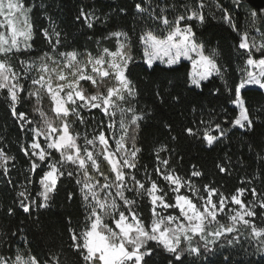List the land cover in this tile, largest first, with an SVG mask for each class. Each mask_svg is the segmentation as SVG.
<instances>
[{"label": "snow or ice", "instance_id": "6c2138e0", "mask_svg": "<svg viewBox=\"0 0 264 264\" xmlns=\"http://www.w3.org/2000/svg\"><path fill=\"white\" fill-rule=\"evenodd\" d=\"M239 2L240 0H236L237 4ZM204 6L201 0L197 8H188L190 14L177 15L173 20H169L164 14L165 9L161 8L158 16L153 9L149 14L162 24L160 31L163 35L150 29L140 35L145 62L149 68L157 60L169 67L179 64L182 58L190 60L192 71L189 73V84L197 89L213 75L222 76L221 67L216 60L218 51L213 49L206 54L205 46L198 41L193 27L186 23L181 26L182 21L189 20H197L203 24L205 16L199 9ZM135 7L137 13L148 11L141 3H137ZM31 10L32 7H26L23 0H0V17H3L0 20V29H3L0 30V95L6 91L5 99L9 101L12 115L23 122L20 125L22 130L25 125H36L27 129L32 133L31 142L27 146H21V151L29 160L28 171L36 172L41 164H46L49 169L44 171L40 179L43 191L38 195L43 197V201L32 200L26 203L25 201L30 200V194L27 188L21 186L24 190L17 195L22 198L19 205L23 211L31 214L33 205L37 208L47 207L49 194L55 190L59 177L65 174L69 177L75 175L79 177L76 183L81 185L82 199L89 209L86 216L89 224L80 233L70 229L73 241L70 247L83 264H148L145 257L152 256L157 249H162L172 257L168 264H174V261L184 264L185 253L200 257L205 252L211 253L215 246L222 247L224 243L240 244L241 237L245 242H255L257 251H264V193L257 194L255 188L249 190L240 187L227 197L206 184L203 186V193H206L204 195L190 177L176 174L169 167L168 159L159 156L160 152L168 150L166 145L156 149L159 164L155 171L167 182V191L156 180H151L147 173L150 187H145V182L137 179L131 171L136 168L137 154L141 151L136 146V140L147 113L138 110L133 103L139 93L126 75L128 65L134 59L128 33L122 30L109 33L108 38H117L115 51L105 47L100 55L93 56L90 52L80 53L75 49L58 51L61 44L60 33L54 27L51 33L45 29L43 33L52 51L35 59L20 60L22 70L17 71L11 64L10 57L21 52L22 47L25 51L32 47L29 43L33 37L29 15ZM81 17L89 28L98 19L94 13H86L83 9L77 19ZM251 17L252 29L264 37L259 26L264 22V13L252 11ZM223 19L240 35L239 48L248 54L245 63L254 69H245L244 78L234 89L226 86L228 102L239 109L238 115L229 122L245 132H251L258 118L250 115L242 90L252 86L264 90V41L257 44L255 36H251L248 30L240 32L227 12ZM97 43L99 47V41ZM253 49L261 53L259 59L253 58ZM84 56L87 58L84 59ZM33 72L36 75H32ZM29 77L31 85L27 96L35 98L33 111L39 114V122L17 110V105L22 102L21 93L25 92L21 80ZM82 82H90L97 90L89 93ZM101 86L106 91H102ZM215 91L219 92V89ZM45 95L51 101L52 117L41 107ZM156 95L159 97L160 93L157 92ZM173 99L179 101L180 97ZM85 109L101 110L108 118V123H102L99 129L93 130L90 138L85 132L84 143L80 144L78 141L81 134L72 129L77 120L81 124L86 123L82 116ZM117 116L119 120L116 119ZM70 117H75V120ZM56 120L60 121L59 125H56ZM200 123L204 125L203 129L187 127L184 131L190 136H201L209 146L225 134L219 122L215 123L214 130L212 120H201ZM117 125L120 132L118 138ZM105 127L112 134L110 137L106 136L103 130ZM165 127L170 128L169 125ZM213 131L218 132L219 136L213 134ZM39 137H43V141ZM110 139L115 144L114 148L109 144ZM49 150L59 153V159H55ZM100 158L110 166L112 175L101 170ZM15 159L0 146V170L3 175L9 174L10 162ZM69 165L74 167V171L68 169ZM160 165H163V170ZM217 167L221 172L227 171L222 164ZM201 175L193 166L191 176ZM8 182L11 183V180ZM182 188L191 195L182 193ZM169 191L175 194L174 203L167 199ZM246 191H251L253 200L245 202L241 199ZM126 192H134L141 199L145 196L150 199V222L146 223L135 210L136 200L129 198ZM214 196L216 200L213 199ZM229 199L231 204L238 205L239 208L229 207L225 212ZM118 200L122 201V205ZM257 208L261 209L259 213ZM168 209L173 211L168 213ZM8 214L14 215L15 209L10 207ZM257 216L259 223L256 221ZM108 218L114 228L106 222ZM150 242H155V247ZM0 264H61V259L59 255H51L41 260L35 254L18 251L13 258L0 255Z\"/></svg>", "mask_w": 264, "mask_h": 264}, {"label": "trees", "instance_id": "16d2710c", "mask_svg": "<svg viewBox=\"0 0 264 264\" xmlns=\"http://www.w3.org/2000/svg\"><path fill=\"white\" fill-rule=\"evenodd\" d=\"M202 2L205 6L199 10L205 16V22L201 24L197 20L182 21L181 26L186 23L193 27L198 41L205 46L206 54L213 49L218 51L216 60L221 67L222 76H212L203 82L199 89L189 84L191 66L187 62L182 61L175 67L156 64L149 68L145 63L140 35L148 29L163 35L160 31L162 24L149 14L153 9L157 16L161 8L165 9L164 14L169 20H173L177 15L190 14L188 8H197L201 0H23L26 7H32V47L27 51L21 49V52L12 55L10 62L17 71H21L20 60L35 59L45 52H51L52 49L43 33L45 29L51 33L54 27L60 33L61 44L58 51L75 49L80 53L90 52L93 56L100 55L105 47L115 51L117 38H108L109 33L120 30L127 32L131 38V55L134 59L129 63L126 75L139 93L133 103L138 110L147 113L136 140V146L141 151L137 154L136 168L131 170L137 179L144 181L145 187H150L147 173L151 180H156L159 186L168 190L167 182L155 171L159 164L156 149L166 145L168 150L160 152L159 156L168 159L169 167L174 169L176 174L190 177L202 193L206 184L215 187L227 197L240 187L249 190L255 188L257 194L264 193V92L258 88L242 91L250 115L258 118L253 131L245 132L229 122L238 115L239 110L228 102L229 93L226 86L234 89L244 78L245 69L249 68L245 63L248 54L239 48L240 35L223 19L225 12L230 14L240 32L248 30L259 44L264 41V37L252 29L251 12L256 11L259 14L264 11L258 10L247 0H240L239 4L236 0ZM137 3H141L148 11L137 13ZM82 9L86 13H94L98 18L94 20L91 28L83 17L77 19ZM259 26L261 32H264V22ZM260 56L261 53L253 49V58L259 59ZM32 75L36 73L33 72ZM21 83L25 86V92L21 93L22 102L17 105V110L26 113L29 119L39 122V114L33 111L35 98L27 96L31 78L22 79ZM83 84L89 93L97 90L89 82ZM216 89H219V92H216ZM157 92L160 93L159 97ZM5 96L6 91L0 95V146L16 159L10 162V172L7 176L0 170V255L13 258L19 251L35 254L41 260L51 255H59L61 264H72L73 261L75 264H83L70 247L73 243L70 229L80 233L89 224L86 221L89 209L85 207L82 199L81 185L76 183L79 177H69L66 174L59 177L55 190L49 194L47 207L37 208L33 205L29 214L19 205L22 198L18 197L17 193L24 188H27L30 194V200L25 201L26 203L32 200L43 201L38 195L42 191L40 179L44 171L49 169L46 164H41L36 172L28 171L29 160L21 151V146H27L31 142L32 133L27 129L36 125H25L22 130L20 125L23 122L12 115ZM176 96L180 97L179 101L173 99ZM41 107L49 117L54 115L50 110L52 105L47 95L44 96ZM82 116L86 123L81 124L77 120L72 129L81 134L78 141L80 144L84 143L85 132L90 138L93 130L99 129L102 123H108V118L99 109H85ZM70 119L75 120V117ZM116 119L119 120V116ZM201 120H212L213 130L215 123L219 122L225 131L224 136L219 137L212 146L203 141L201 136H190L184 131L187 127L203 129ZM103 130L106 136L112 135L106 127ZM213 134L219 136L218 132L213 131ZM119 135L117 125L116 138ZM109 144L115 147L112 139ZM49 151H52L55 159H59V153ZM221 164L226 167V172H221L217 167ZM100 166L103 172L112 175L110 166L102 158ZM193 166L201 172V176H191ZM160 167L163 170V165ZM68 169L74 171L71 165ZM89 171H92L91 168ZM181 192L186 193V190L182 188ZM125 194L136 200L135 210L146 223L150 222V199L147 196L141 199L134 192ZM174 195L169 191L167 199L174 203ZM213 198L216 200L215 196ZM241 199L247 202L254 197L251 191H246ZM118 203L122 205V201L118 200ZM227 203L232 206L230 199ZM10 207L15 209V214L11 216L8 214ZM172 211L169 210V213ZM256 211L259 213L261 209L257 208ZM256 221L259 223V216ZM106 222L115 227L110 218ZM150 244L155 247V243ZM145 259L148 264H168L172 257L162 249H157L152 256ZM183 261L184 264H264V252L257 251L255 242H245L241 237L240 244L224 243L222 247L215 246L211 253L205 252L200 257L185 253ZM174 264L177 262L174 261Z\"/></svg>", "mask_w": 264, "mask_h": 264}, {"label": "rangeland", "instance_id": "374dc122", "mask_svg": "<svg viewBox=\"0 0 264 264\" xmlns=\"http://www.w3.org/2000/svg\"><path fill=\"white\" fill-rule=\"evenodd\" d=\"M262 11H264V9L262 10ZM29 15H30V13H29ZM3 19V17H0V20H2ZM0 30H3V29H0ZM32 41V40H31ZM31 41H29V43H31ZM22 50H23V47H22ZM87 57H85L84 59H86ZM187 62V63H189L190 64V66H191V71H192V64H191V61L190 60H186V59H183L182 58V60H181V62ZM146 63V62H145ZM156 64H159V65H163V66H166V67H169V66H167V64L166 63H161L159 60H157V61H155L154 63H153V66L154 65H156ZM147 65V64H146ZM178 64H176V65H173V66H171V67H175V66H177ZM148 66V65H147ZM249 68V70H254V69H251L250 67H248ZM214 76V75H213ZM211 78V77H210ZM209 78V79H210ZM203 82H205V81H203ZM202 82V83H203ZM83 83V82H82ZM90 83V82H89ZM106 83H108L107 81H106ZM201 83V84H202ZM91 84V83H90ZM194 87V86H193ZM249 88H258V87H256V86H252V87H249ZM96 89V88H95ZM101 90L102 91H106V89L104 88V86H101ZM96 91V90H95ZM243 91V90H242ZM263 92H264V90H262ZM238 109V108H237ZM239 110V109H238ZM55 123H56V125H59V123H60V121L59 120H56L55 121ZM235 127H237V128H239L238 126H235ZM39 140H41V141H43V137H39L38 138ZM43 146V145H42ZM111 146V145H110ZM42 191H43V188H42ZM41 191V192H42ZM42 197V196H41ZM43 198V197H42ZM214 199V198H213ZM215 200V199H214ZM229 207H232V208H239V206L238 205H233L232 204V206H230V205H228V203H227V205H226V208H225V212H227V210H228V208ZM169 210H171V209H168L167 210V212L169 213ZM158 211H159V209H158ZM165 214H167V213H165ZM109 221V220H108ZM150 243H155V242H150ZM264 252V251H263Z\"/></svg>", "mask_w": 264, "mask_h": 264}, {"label": "water", "instance_id": "95a60500", "mask_svg": "<svg viewBox=\"0 0 264 264\" xmlns=\"http://www.w3.org/2000/svg\"><path fill=\"white\" fill-rule=\"evenodd\" d=\"M249 4L257 8L258 10L264 9V0H247Z\"/></svg>", "mask_w": 264, "mask_h": 264}]
</instances>
